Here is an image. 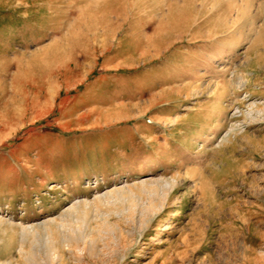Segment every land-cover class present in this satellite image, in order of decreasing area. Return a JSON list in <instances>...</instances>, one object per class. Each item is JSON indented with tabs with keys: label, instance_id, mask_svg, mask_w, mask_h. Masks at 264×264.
I'll list each match as a JSON object with an SVG mask.
<instances>
[{
	"label": "rangeland",
	"instance_id": "obj_1",
	"mask_svg": "<svg viewBox=\"0 0 264 264\" xmlns=\"http://www.w3.org/2000/svg\"><path fill=\"white\" fill-rule=\"evenodd\" d=\"M0 264H264V0H0Z\"/></svg>",
	"mask_w": 264,
	"mask_h": 264
},
{
	"label": "bare ground",
	"instance_id": "obj_2",
	"mask_svg": "<svg viewBox=\"0 0 264 264\" xmlns=\"http://www.w3.org/2000/svg\"><path fill=\"white\" fill-rule=\"evenodd\" d=\"M50 232V231H49ZM53 236V235H52Z\"/></svg>",
	"mask_w": 264,
	"mask_h": 264
}]
</instances>
